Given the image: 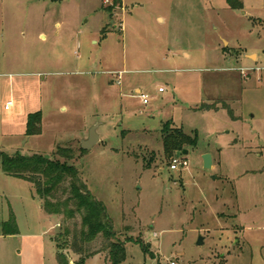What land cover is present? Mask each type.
<instances>
[{
    "label": "rangeland",
    "instance_id": "rangeland-1",
    "mask_svg": "<svg viewBox=\"0 0 264 264\" xmlns=\"http://www.w3.org/2000/svg\"><path fill=\"white\" fill-rule=\"evenodd\" d=\"M32 23L29 43L12 40L18 54L7 50V59L30 58V48L38 59L43 134L0 145L75 166L126 242L121 264H264V0H38ZM6 97L1 119L18 107ZM168 122L197 137L187 155L166 158ZM93 128L100 141L84 151ZM177 157L187 158L186 170L170 169ZM31 191L0 177V193L24 205L23 218L16 197ZM43 223L56 237L74 221ZM98 256L86 264H111Z\"/></svg>",
    "mask_w": 264,
    "mask_h": 264
},
{
    "label": "trees",
    "instance_id": "trees-1",
    "mask_svg": "<svg viewBox=\"0 0 264 264\" xmlns=\"http://www.w3.org/2000/svg\"><path fill=\"white\" fill-rule=\"evenodd\" d=\"M113 1L116 6L122 4V0ZM237 5L239 6L232 8L242 9V3ZM41 133V112L30 114L26 135L37 136ZM162 136L164 153L168 159L197 145L196 136L192 137L182 129L171 128L169 122L165 124ZM57 153L61 158L71 159V151L67 149L60 148ZM0 171L30 183L34 195L42 202L48 215L62 216L68 221H74L72 227L64 228V231L54 238L58 264H70L64 251H70L79 257L76 264H86L88 259L103 253L108 254L111 264H121L125 261L126 242L117 237L106 206L92 195L75 166L39 154H8L0 149ZM8 231L17 233L14 220L8 223ZM100 237L103 239L101 248L92 249V245ZM136 244L145 254H150L142 240H137Z\"/></svg>",
    "mask_w": 264,
    "mask_h": 264
},
{
    "label": "crops",
    "instance_id": "crops-1",
    "mask_svg": "<svg viewBox=\"0 0 264 264\" xmlns=\"http://www.w3.org/2000/svg\"><path fill=\"white\" fill-rule=\"evenodd\" d=\"M37 7L38 0H0V31L3 32L0 35V100L1 97L9 95V97L15 98L18 104L12 115L3 116L2 119L0 116V142L17 136L32 138L43 134L42 118V133L37 136L26 135L29 115L40 112L39 80L37 79L40 74L36 71L38 59L33 57L31 48L26 50V54H29L30 58L25 56L20 60L17 58L7 59V50H9V55L16 56L18 54V51L12 47L14 42L12 40L20 39L29 43L33 27L32 13L33 10L37 11ZM12 10H15L16 14L9 16ZM22 13L25 14V17L20 15ZM20 20L22 23L25 21L26 24L20 26ZM8 36L11 37L9 44L11 48H7ZM41 39H46L45 34H41ZM185 56L189 57L187 53ZM8 69L18 71L12 73ZM6 78L14 80L7 82ZM134 93L139 97L142 89L135 88ZM9 102L11 101L5 103V111H9L7 108ZM0 149L8 154L20 152L16 149L12 153L4 145H0ZM0 177L23 181L7 176L1 171ZM16 198L20 202L24 200L26 218H23L22 215V207L24 208L22 203L21 207H17L15 204L7 202L8 197L5 193H0V264H53V261H55L54 264H58L54 232L49 234V229L43 223V219L48 220L54 216H50L44 211L42 202L34 195L33 191L28 196L21 197L19 195ZM11 220L16 223L17 233L15 234L8 231V223ZM52 230L55 231V227ZM54 248H56V253L53 251ZM96 257L99 258V256Z\"/></svg>",
    "mask_w": 264,
    "mask_h": 264
},
{
    "label": "water",
    "instance_id": "water-1",
    "mask_svg": "<svg viewBox=\"0 0 264 264\" xmlns=\"http://www.w3.org/2000/svg\"><path fill=\"white\" fill-rule=\"evenodd\" d=\"M95 128H93V130L91 131V136L88 140H85L83 142V145H82V149L84 151H89L91 150L95 145L98 144V142L100 141V137L96 134ZM188 154V150H185L184 151V155H187ZM203 163H204V168L206 170H211L212 167H213V157L211 154H205L203 156ZM203 243V239L201 238L200 239V242L199 244H202Z\"/></svg>",
    "mask_w": 264,
    "mask_h": 264
},
{
    "label": "built area",
    "instance_id": "built-area-1",
    "mask_svg": "<svg viewBox=\"0 0 264 264\" xmlns=\"http://www.w3.org/2000/svg\"><path fill=\"white\" fill-rule=\"evenodd\" d=\"M120 79H121V77H120ZM120 83L121 82L119 81V84ZM163 91H164V89L161 88L160 89V92H163ZM139 97L142 99L143 104L146 105V104L149 103V98H148L147 95H144V94L141 93L139 95ZM10 105H12V102H9L8 103L7 108H9L8 106H10ZM188 167H189V163L187 161V158H185V157H183V158L182 157H177V158H175V159L172 160V164H171L170 169L172 171H181V170H186ZM171 264H175V263L172 262Z\"/></svg>",
    "mask_w": 264,
    "mask_h": 264
}]
</instances>
